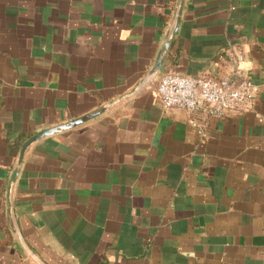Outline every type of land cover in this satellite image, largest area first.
<instances>
[{
	"label": "crops",
	"instance_id": "crops-1",
	"mask_svg": "<svg viewBox=\"0 0 264 264\" xmlns=\"http://www.w3.org/2000/svg\"><path fill=\"white\" fill-rule=\"evenodd\" d=\"M180 2L0 0V264H264V0H184L137 87ZM233 70L252 106L203 134L157 96ZM112 102L27 149L9 216L22 145Z\"/></svg>",
	"mask_w": 264,
	"mask_h": 264
},
{
	"label": "built area",
	"instance_id": "built-area-1",
	"mask_svg": "<svg viewBox=\"0 0 264 264\" xmlns=\"http://www.w3.org/2000/svg\"><path fill=\"white\" fill-rule=\"evenodd\" d=\"M242 54L237 55L239 62ZM255 85L240 70L218 77H192L168 73L160 78L157 96L166 111L183 110L190 115L191 124L203 134L205 125L226 113L246 110L252 106Z\"/></svg>",
	"mask_w": 264,
	"mask_h": 264
},
{
	"label": "water",
	"instance_id": "water-1",
	"mask_svg": "<svg viewBox=\"0 0 264 264\" xmlns=\"http://www.w3.org/2000/svg\"><path fill=\"white\" fill-rule=\"evenodd\" d=\"M183 4H184V0H181L180 4H179V10H178V17H177V22H176V26H175V29L171 35V38L168 40V43L165 45L164 47V50H163V54L161 55L155 69L153 70V72L148 76L147 80L143 81L140 85H138L137 87H140L142 84L146 83L149 78H151V76H153L155 73H157L160 69H161V66H162V62L164 60V57H165V54L166 52L168 51L170 45L172 44L173 42V39H174V36L176 34V31H177V27H178V24H179V21H180V16H181V12H182V8H183ZM135 91V90H134ZM115 102H112L111 104L107 105V106H102L101 108H99L98 110L94 111V112H91L89 114H86L80 118H77L75 120H72L66 124H63V125H60L56 128H51V129H47V130H43L39 133H37L36 135L32 136L31 138H29L21 147V150H20V155H19V159H18V162H17V165H16V168L11 176V179H10V182H9V186H8V189H7V212L9 214V216H11L12 214V202H11V194H12V188H13V185L15 184L18 176H19V172H20V169H21V166H22V163H23V160H24V157H25V154H26V151L27 149L35 142L39 141L41 138L45 137V136H52V135H55V134H58V133H61L65 130H69V129H72L74 127H77L87 121H90L98 116H100L101 114H103L107 108L114 104Z\"/></svg>",
	"mask_w": 264,
	"mask_h": 264
}]
</instances>
